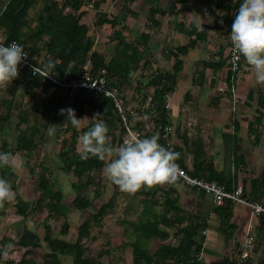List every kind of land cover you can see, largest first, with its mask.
Instances as JSON below:
<instances>
[{"label": "trees", "instance_id": "trees-1", "mask_svg": "<svg viewBox=\"0 0 264 264\" xmlns=\"http://www.w3.org/2000/svg\"><path fill=\"white\" fill-rule=\"evenodd\" d=\"M147 1L151 3L147 24L152 28L161 25L159 14L178 16L189 2V0H169L165 7L156 5L154 0ZM223 1L217 0V5L221 7L223 14L216 15L215 19L216 22L227 27V34H229L233 11L239 9L242 0H226L225 4H222ZM106 2L107 0H0V39L6 42L17 40L31 52L35 63L44 69L49 63L53 64L52 74L60 82H71L80 78L86 71L85 67L89 66L92 77L104 76L110 86L119 89L123 99L124 116L115 105V101L104 94H95L85 87L73 91L71 108L75 110L77 118L86 114L85 108H90V117L85 120L79 131L70 122L67 123L66 128H61L65 132L71 131V138L63 139L64 146L59 153L62 160L61 169L65 172L73 171L78 179L87 174L88 183L97 185L95 176L104 169V162L95 157L82 159L78 150L74 145L68 144V141L69 139L78 141L81 133L91 126L92 117L97 113L102 115L97 119H103L108 125V135L114 147L125 141V135L128 133L127 125L132 130H140L141 122H134L133 114L127 109L125 90L131 86L134 72L143 69L148 70L145 74L147 80L139 79L137 91L141 92L148 86L153 87V94L146 112L152 114L155 121L154 131L149 130L143 137L158 134L159 143L179 154L176 163L189 175L215 180L225 184L229 191L236 190L238 186L231 174L216 168L201 138L191 139L187 131L179 126L175 128V132L167 131L165 128L166 125L174 126L171 109L167 107V98L175 91L178 74L184 69V60L181 56L186 55L196 42L206 39L213 26L204 24L199 28L193 23L186 26L183 21L176 22L177 30L188 34L189 41L168 51V55L174 58L171 69L152 70L151 68L150 71L152 62L147 55H151L149 45L151 33L144 31L130 40L124 32L126 25L123 21L127 19L128 13L133 14V11L126 7L124 13L111 14L102 8ZM89 7L97 12L93 22L94 28L109 24L113 29L109 39L116 43L114 54L109 60L104 53L96 49L94 37L90 33V25L83 21ZM209 9L215 13L214 9ZM218 23L215 24L218 25ZM119 25L121 27L118 28ZM193 35L195 38L192 37ZM243 60L242 57L241 67ZM223 63L218 62V68H221ZM20 85L24 86V92L32 100L30 107L21 106L24 112L22 118H20L21 111H17V114L13 104ZM64 90L59 84L49 79L44 80L39 74H33L28 67L19 69V76L12 81L11 98L2 100L4 110L0 112L1 133L6 134L15 117L20 120L15 123L13 129L14 143L3 140L0 151L12 152L14 155L23 154L28 157L39 146H44L50 120L56 108L54 97L58 91ZM226 93L231 96V92ZM255 93L250 91L248 96L252 99ZM0 94H3L1 88ZM146 100L144 96L141 104L144 105ZM258 102L261 109L258 110L259 115L256 120L260 122L264 115V93H258ZM44 115L48 116V121L42 120ZM22 123H25L24 128L21 126ZM169 140H173L170 145ZM237 148L239 149V146ZM238 149L234 152L237 166L245 161V156L239 153ZM189 154L193 156V168L187 164ZM28 163L29 161L26 162V167L32 175L36 176L33 196L28 199L17 194L13 205L16 212L24 219L36 220L37 226L27 227L19 233L17 238L3 239V244L0 246V264H62V255L72 257V264H105L104 257H109L108 263H110V258L116 257L118 252L123 260L129 246L133 247V264H205L201 258L205 239L203 231L209 226L210 215L217 214L220 219L219 227L224 235L233 237L237 228V225L232 222L235 207L232 200L226 199L221 205H215L212 202L208 204L205 200L206 191L192 187L198 191L199 198L205 201V205L192 213L182 206L180 196L175 194L174 186L165 189L162 185H156L145 189L142 219L128 223H131L137 232L147 239L158 237L162 242L159 247L151 250L149 246L142 247L137 241H124L115 246L108 244V247L103 248L96 256H86L84 250L88 242L94 240L93 228L95 226L103 228L105 218L117 207L118 190L107 202H103L91 217H87L79 225L77 237L73 239L71 238L70 212L73 209L84 211L92 208L95 197L89 198L76 193L69 203L66 193L57 186L47 166L39 163L41 169H37L36 166ZM0 176L11 181L13 189H17L19 174L13 168L0 167ZM183 181L184 179L178 174L176 182ZM259 185L264 186V175L257 179V183L253 186L257 198L260 194ZM160 191H162V200L155 197ZM242 196L249 197L245 185L242 187ZM9 203L5 202L4 206ZM125 204L127 205V202ZM4 206L0 208V224L5 214ZM158 206H160L159 209ZM128 211L127 209L126 212ZM36 216L38 218H35ZM60 217H64L65 220L61 228H56L53 221ZM262 217L261 228L264 227V213ZM171 230L174 236L179 237L177 244L169 241L172 236ZM200 235L202 236L199 238ZM9 243L14 247L26 249L19 260L3 255L2 250Z\"/></svg>", "mask_w": 264, "mask_h": 264}, {"label": "crops", "instance_id": "crops-1", "mask_svg": "<svg viewBox=\"0 0 264 264\" xmlns=\"http://www.w3.org/2000/svg\"><path fill=\"white\" fill-rule=\"evenodd\" d=\"M225 2L226 0L222 4ZM209 8L214 9L215 13ZM222 14L217 0H189L178 16L170 17L167 21L158 16L161 25L155 28L157 30L132 29L137 33L133 39L141 32L149 31L151 33L149 45L152 51L149 55L152 62L149 68L171 69V64L170 66L166 64L172 63L174 58L166 52L175 48L176 41H178L177 45H180L190 39L188 34L177 30L175 23L183 21L188 26L191 23L196 24L194 20H199V28L204 24L213 26L206 39L196 42L186 55L181 56L184 60V69L178 74L176 89L168 98L171 118L174 126L186 130L191 139H202L218 170L229 172L238 187H242L240 183L245 185L249 195L247 200L264 204V186L259 185L258 198L253 188L257 179L264 175V115L260 122L256 120L259 115L258 110L261 109L258 93H264V85L257 84L254 70L243 60L242 70L236 83L238 103H235L234 110H231L234 103L231 100L232 96L219 91V86L227 82L230 75L229 42L225 35L227 27L216 22L215 19L216 15ZM192 37L195 38V35ZM218 62H224L221 68H218ZM250 91L256 92L252 99L248 96ZM237 149L245 156L244 163L239 166L235 164L234 157ZM187 164L193 168V156L190 154L187 157ZM196 193L199 197L197 191ZM205 200L208 204L213 203L212 196L208 193ZM244 205L247 207V218L238 220L242 225L233 221L236 206L234 207L232 222L237 228L233 237L221 233L217 214L210 215L209 226L203 231L205 239L201 258L205 264H264V227H260L263 217L252 216L251 206ZM250 222L255 225L257 236L250 256L242 262L240 247L247 235ZM131 263L133 264V258ZM131 263L128 258L118 262V264Z\"/></svg>", "mask_w": 264, "mask_h": 264}, {"label": "rangeland", "instance_id": "rangeland-1", "mask_svg": "<svg viewBox=\"0 0 264 264\" xmlns=\"http://www.w3.org/2000/svg\"><path fill=\"white\" fill-rule=\"evenodd\" d=\"M156 5H163L167 7L169 0H154ZM149 1L147 0H107L106 3L102 5L103 10L107 11L108 13H124L126 7H129L133 14L128 13V17L126 20L123 21V24L126 25L124 28V32L130 40H133V37L137 34L132 29L140 30L143 28L144 30H157L155 28L150 27L147 23L149 21ZM203 4L206 5L205 2ZM202 4V7H203ZM124 8V9H123ZM127 9V8H126ZM202 9V8H201ZM127 14V13H126ZM97 12L92 8L89 7L88 13L83 17V21L90 25V33L93 35L95 40V47L100 52L106 55L107 60H109L112 55L114 54L115 48V41H111L109 38L111 33L113 32L112 27L109 24L98 26L97 28L93 26V22L96 18ZM164 21H167L168 18L174 17L171 15H158ZM121 27L120 25L118 28ZM159 32V31H157ZM171 32V31H170ZM227 38V32H225ZM177 42L174 46H177ZM203 43H205L203 41ZM149 54V52H148ZM152 54V51H151ZM168 54V52H166ZM149 58V55H147ZM164 57V55L162 54ZM174 63V60L172 61ZM172 63H167V66L172 68ZM151 71V68H149ZM148 70L140 69L139 71L134 72L133 80L131 86H129L125 90L126 95V102H127V109L131 111L133 114V120L140 121V130H132L134 136L144 138L143 136L149 130L154 131L155 128V121L152 114L146 112V108L149 105L151 100V96L153 94V87L148 86L145 87L141 92H138L137 84L139 79L146 81L147 78L145 74ZM11 86L12 82L7 87H0L3 91V94H0V112L4 110V105H2V100L4 98H11ZM24 86L20 85L17 91V94L14 98V110L21 111L20 118H22L24 112L21 109V106H28L32 105V100L29 98L28 95L24 92ZM146 96L147 100L146 103L143 105L141 104V99ZM170 96V95H169ZM168 96V98H169ZM138 97V98H137ZM232 102H235L234 99H231ZM73 101V94L71 91H58L54 97V104L55 109L53 111L52 118L50 120V127H55V133L53 135H49L47 131V138L44 143V146H39L37 150L32 153V155L28 156L23 154H16V161L17 164L15 166L14 171L19 174L18 186L17 189L14 190L17 194H21L26 198H31L33 196V185L34 180L36 178L35 175H32L26 167V162L29 161L28 164H32L36 166L37 169H41L39 167V163L47 166L50 171L52 172L53 180L57 183V186L60 187L67 195L68 202L71 203L74 195L79 193L83 196L93 198L94 199V206L92 208L86 209L84 211H80L78 209H73L70 212V222H71V231L72 236L71 238L75 239L77 237V231L79 225L87 218L91 217L94 211L103 203L107 202L110 197L114 194L116 190H118L117 198V207L114 211L109 214L104 221V227L99 228L94 227L92 230V235L94 240L90 243L88 242L87 247L84 250V254L86 256H96L103 248H107L108 244L116 245L121 244L123 241H137L142 247L149 246L151 250H156L161 240L157 237L155 239H147L140 232L131 225V221H140L143 217V198H145V189L148 188L147 186L142 187L140 190L136 191L135 193H128L122 191L117 185L112 183L106 176L104 169L100 171L96 176L95 180L97 181V185H92L88 183V175L85 174L81 179H78L73 173V171L65 172L61 169L60 165L61 159L59 157V153L61 148L64 146L63 139L65 137H70L71 131H63L61 128H66L67 115H60V109L62 108H71ZM231 102V103H232ZM238 103V100L235 102ZM235 103H232L231 110H234ZM21 104V105H20ZM171 104V103H170ZM254 113V109H252ZM85 115L80 117L84 118L81 121L83 126L86 119L90 117V108H85ZM18 114V112H17ZM13 124L10 125L9 129L7 130L6 134H2L0 131V144L3 140H8L11 143H14V126L15 123L20 120L19 118L15 117ZM43 121H48V116L44 115L42 117ZM22 128L25 127V123L21 124ZM174 132H175V126ZM48 128V130H49ZM82 134V133H81ZM133 136L129 134V132L125 135V140L131 139ZM173 141V140H172ZM247 143V142H246ZM68 144L74 145V147L78 150L79 147V140L73 141L69 139ZM4 152V151H0ZM29 155V154H28ZM59 163V164H58ZM105 168V167H104ZM49 171V172H50ZM185 181V180H184ZM174 182V183H165L162 184V187L168 189L172 186L176 189L175 194L180 196V203L182 206L190 210L192 213L200 209L203 205H205V201H202L198 196L194 188L187 185L185 182ZM242 187L244 184L240 183ZM144 189V191H143ZM97 191V192H96ZM162 191L156 194V198L160 200L163 199ZM198 192V191H197ZM16 198V197H15ZM15 200V199H14ZM14 200L9 203V205L4 206L5 214L0 224V246L3 244V239L7 237H15L17 238L19 233L24 231L27 227L35 228L37 226L36 220L31 219H24L21 215L16 212V208L13 205ZM127 202V205L125 204ZM235 208V215L233 218L234 222H237L242 225L243 217L247 218V207L242 203H236ZM160 206H158V209ZM129 210L126 212V210ZM118 218L116 221V227L111 226V221L113 218ZM35 218H38L37 216ZM65 218L60 217L56 221H53L56 228H61ZM124 220V221H123ZM239 220V221H238ZM186 224V223H185ZM171 238L169 239L170 242L173 244L178 243L179 237L173 235V231L171 230ZM244 235V234H243ZM240 237V235H239ZM25 248L15 246L12 250L8 252L5 257H11L15 260H19L25 252ZM132 250L133 247H129L126 252L123 260L129 259L131 263L132 258ZM111 262L109 264H118L119 261L122 260L121 255L116 254V257L110 258ZM107 260L109 257H104V263L108 264ZM72 258L67 255H62V264H71ZM106 261V262H105ZM126 263V262H125ZM132 264V263H131Z\"/></svg>", "mask_w": 264, "mask_h": 264}, {"label": "clouds", "instance_id": "clouds-1", "mask_svg": "<svg viewBox=\"0 0 264 264\" xmlns=\"http://www.w3.org/2000/svg\"><path fill=\"white\" fill-rule=\"evenodd\" d=\"M199 27V20H194ZM230 39L238 56L254 70L257 84L264 85V0H242L231 26ZM28 57L22 44L12 41L5 46L0 41V87H7L19 76V66ZM54 65L49 63L44 72L33 68L34 74L43 77L53 73ZM60 115H67V121L79 131L84 118H77L72 108L60 109ZM97 113L92 117L88 130L78 137V154L82 159L98 158L104 162L107 178L122 191L135 193L142 187H153L165 183H174L179 174L176 163L179 154L159 143L160 137H136L125 140L114 147L108 135L109 127ZM55 133V127L48 130ZM16 157L12 152H0V167L15 168ZM16 192L11 181L0 176V208L5 202L15 199ZM14 245H5L2 253L7 255Z\"/></svg>", "mask_w": 264, "mask_h": 264}, {"label": "built area", "instance_id": "built-area-1", "mask_svg": "<svg viewBox=\"0 0 264 264\" xmlns=\"http://www.w3.org/2000/svg\"><path fill=\"white\" fill-rule=\"evenodd\" d=\"M238 9H235L232 14V23L235 19V14L237 13ZM232 26V25H231ZM231 32V28H230ZM227 39L229 42V71L230 75L228 77V81L225 82L223 85L219 86L220 92H231V96L234 99V101H237L236 98V83L237 79L241 73L242 67H241V56H238L237 53L234 50V47L232 45L231 39H230V33L227 34ZM0 41H4L5 46L9 45L12 40L9 42H6L5 40L0 39ZM20 44V43H19ZM25 51L28 53V57L25 61L21 63L19 66V69L23 68H30L33 72V68L37 66L38 72H44V68L37 65L34 61V57L32 56L31 52L27 49ZM86 71L84 74L71 82H60L52 73L49 74L46 77H43L44 80L49 79L57 84H59L62 88H64L66 91H71L73 94V91L75 89H79L82 87H85L87 89H90L95 94H104L110 98H112L115 101V105L118 107L119 111L124 116V109H123V99L120 95V91L117 87L110 86L107 83V80L104 76L99 77H92L89 73V66L85 67ZM39 74V73H36ZM43 76V75H42ZM234 102V103H235ZM167 107L170 108L168 98H167ZM125 119V117H124ZM126 121V120H125ZM128 132L132 136H134L132 129L127 125ZM166 130L170 132H174V127L171 125H166ZM173 141L169 140L168 144H172ZM179 175L185 180L187 184H189L192 187L197 188L198 190H205L206 193L210 194L212 196L213 203L215 205H221L225 202L226 199L232 200L234 203L240 202L243 204H247L251 206L252 208V216L259 217L264 213V204L261 202H255V201H249L247 198L242 196V187H237L234 191H229L227 186L225 184L219 183L215 180H206L203 178L193 177L189 175L187 172H185L183 169L179 168ZM116 221L117 218L114 217L113 221H111V226L116 227ZM257 232L255 230V225L250 222L249 227L247 230V235L245 239L241 242V259L242 262L250 256L251 248L253 247V244L256 240Z\"/></svg>", "mask_w": 264, "mask_h": 264}]
</instances>
